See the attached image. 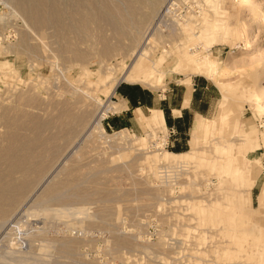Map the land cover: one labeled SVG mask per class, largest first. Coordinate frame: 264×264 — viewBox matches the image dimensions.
Segmentation results:
<instances>
[{
	"label": "rangeland",
	"instance_id": "374dc122",
	"mask_svg": "<svg viewBox=\"0 0 264 264\" xmlns=\"http://www.w3.org/2000/svg\"><path fill=\"white\" fill-rule=\"evenodd\" d=\"M18 1L0 264H264V0Z\"/></svg>",
	"mask_w": 264,
	"mask_h": 264
},
{
	"label": "bare ground",
	"instance_id": "6f19581e",
	"mask_svg": "<svg viewBox=\"0 0 264 264\" xmlns=\"http://www.w3.org/2000/svg\"><path fill=\"white\" fill-rule=\"evenodd\" d=\"M20 1V0H19ZM18 1V2H19ZM84 1V0H83ZM88 2H90L91 1V3L93 2V0H87ZM87 1L86 2H84V3H87ZM24 2V1H23ZM55 2L56 1H53V0H31V2L29 1L28 3H30V4H28L29 5V8L28 7H26V11H27V13H28V15H29V17L31 18V21L32 20H35L36 18H38V19H41L40 17H39V15L38 16H35L33 13H34V11L36 10V9H38V8H42V7H49V8H53V9H57V8H55L56 7V4H55ZM107 2V1H106ZM93 4V3H92ZM25 6L27 5L26 3L24 4ZM27 5V6H28ZM87 5L89 6L90 4H88L87 3ZM86 5V6H87ZM63 6V5H62ZM70 6V5H69ZM76 6V5H75ZM91 6V5H90ZM93 7V6H92ZM73 8H75L74 10H73V12L75 11V10H77L76 9V7H73ZM77 8H79V7H77ZM82 8V7H81ZM84 8V7H83ZM88 8V7H87ZM40 9H38V10H40ZM42 9H45V8H42ZM47 9V8H46ZM64 9V8H63ZM31 10H33V11H31ZM64 10H66V7H65V9ZM41 11V10H40ZM44 11V10H43ZM58 11V10H57ZM56 10H55V12H57ZM78 11V10H77ZM92 11V10H91ZM46 12V11H45ZM51 12H53V11H51ZM50 12V13H51ZM36 13H38V11L36 12ZM35 13V14H36ZM43 13V12H42ZM49 13V12H48ZM49 13V14H50ZM62 13H63V11H62ZM61 13V14H62ZM51 14H53V13H51ZM53 15H55L56 16V14H53ZM52 15V16H53ZM50 16V15H49ZM57 17V16H56ZM55 17V18H56ZM78 17V16H77ZM47 19H50V18H47ZM52 19V18H51ZM60 20V19H59ZM58 20V21H59ZM52 21V20H51ZM59 23H61L60 21H59ZM81 23V22H80ZM126 77H124V79H125ZM184 101L186 102L187 101V98H185L184 99ZM156 113L154 114V119H155V121H160V123H162V113H161V111L160 110H158V111H155ZM136 113H137V115L139 116V111L137 112L136 111ZM142 118H144V116L142 115ZM150 118V117H149ZM102 118H100L99 120H98V122L101 120ZM153 119V118H152ZM154 121V120H153ZM200 123V122H199ZM97 124V123H96ZM171 154H174V153H171ZM38 233V232H37Z\"/></svg>",
	"mask_w": 264,
	"mask_h": 264
},
{
	"label": "crops",
	"instance_id": "0c3cea01",
	"mask_svg": "<svg viewBox=\"0 0 264 264\" xmlns=\"http://www.w3.org/2000/svg\"><path fill=\"white\" fill-rule=\"evenodd\" d=\"M187 101H188V99H187ZM187 101L185 102V101L183 100L182 102H184V103L186 104ZM181 108H182L181 105H180V106L178 105V107H177V105H175L174 107H170V108H169V117H167L168 120H166L163 111L160 110L161 113H162V119H163L161 124H163L165 127H166V124H169V126H172L173 128H174V126L176 127V123L179 122L178 119H179L180 117H182ZM173 111H174V112H179L180 114H178V115H174V114H173ZM137 112H138V111H137ZM138 114H139V113H138ZM176 119H177V121H176ZM167 121H168V123H167ZM176 128H177V127H176ZM261 193H262V192H261ZM262 194H263V193H262ZM262 194H260L259 197H261Z\"/></svg>",
	"mask_w": 264,
	"mask_h": 264
},
{
	"label": "built area",
	"instance_id": "2783aa9c",
	"mask_svg": "<svg viewBox=\"0 0 264 264\" xmlns=\"http://www.w3.org/2000/svg\"><path fill=\"white\" fill-rule=\"evenodd\" d=\"M167 130H168V134H170V133H173L174 132V128L171 126L170 128H167Z\"/></svg>",
	"mask_w": 264,
	"mask_h": 264
}]
</instances>
